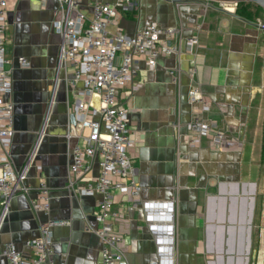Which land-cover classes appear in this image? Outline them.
<instances>
[{
	"label": "crops",
	"instance_id": "obj_1",
	"mask_svg": "<svg viewBox=\"0 0 264 264\" xmlns=\"http://www.w3.org/2000/svg\"><path fill=\"white\" fill-rule=\"evenodd\" d=\"M80 1L89 18L94 3L116 0ZM7 4L6 58L11 68L14 128L9 150L16 169L26 165L29 190L10 200L0 243L12 242L26 251L24 242L39 236L41 221L61 220L64 224L53 229L54 261L97 264L101 243L95 233L99 227L96 203L100 196H74L66 190L69 153L76 140L68 143L64 135L69 124L81 118L75 94L82 85L78 82L70 90L64 73L57 70L61 39L52 23L58 3L8 0ZM152 22L181 26L182 33L175 42L178 55L158 57L152 70L137 62L134 80H142V87L127 100L123 91L120 94L135 140L129 154L138 185L137 196L113 191L116 216L112 224L124 262L159 264L142 203L173 200L176 264H242L240 197L243 192L253 195L250 185L255 190L261 177L264 29L214 0H130V5L118 9L109 30L133 35ZM196 25L200 26L198 44L188 53L185 38L196 32ZM18 57H24L29 66L19 67ZM193 66L196 73L190 78ZM171 70L175 71L172 75ZM192 86L209 104L204 116L228 130L240 149L215 150L206 137L199 147L186 144ZM97 173L94 164L91 176ZM41 179L49 187L47 214L31 209ZM0 264L7 261L2 259Z\"/></svg>",
	"mask_w": 264,
	"mask_h": 264
},
{
	"label": "built area",
	"instance_id": "obj_2",
	"mask_svg": "<svg viewBox=\"0 0 264 264\" xmlns=\"http://www.w3.org/2000/svg\"><path fill=\"white\" fill-rule=\"evenodd\" d=\"M45 3L46 0H39ZM57 16L52 23L61 42L57 70L64 73L67 87L76 83L81 89L75 94L77 113L81 117L67 127L64 135L69 143L76 140L69 153L66 190L74 196H95L98 209L95 230L101 247L97 264H125L119 247V237L113 230V191L138 195L134 180V167L129 150L135 145L130 135L128 108L120 101L124 93L127 100L143 85L134 80L135 65L142 61L147 69H154L160 56L178 55L175 42L181 37L182 27H163L155 22L125 35L120 30L111 32L109 27L119 8L130 5V0L113 3H94L88 18L81 9L80 0H56ZM8 0H0V227L9 213L10 200L19 193H27L26 165L16 169L10 157V145L14 134L11 68L6 58V18ZM223 9L237 3L218 1ZM264 29V25L258 22ZM196 25L194 34L185 38V50L192 53L198 44ZM21 68L29 66L24 57H18ZM175 71H169L172 75ZM196 68L188 71L193 78ZM94 99L97 100L95 103ZM191 119L185 125L186 144L196 148L206 137L211 148L218 151L240 149L238 141L214 120L204 116L209 104L204 101L196 86L188 90ZM175 127H178L177 125ZM97 164L98 173L91 176ZM34 212L47 214L50 209L49 187L39 180L37 196L31 201ZM175 203L173 200H147L142 203L144 220L152 236L159 264H176L175 261ZM64 221L46 219L39 223V236L26 240V251L14 243H0V263L7 264H61L53 259V229Z\"/></svg>",
	"mask_w": 264,
	"mask_h": 264
},
{
	"label": "rangeland",
	"instance_id": "obj_3",
	"mask_svg": "<svg viewBox=\"0 0 264 264\" xmlns=\"http://www.w3.org/2000/svg\"><path fill=\"white\" fill-rule=\"evenodd\" d=\"M233 11L244 15L249 13V19L264 25V9L251 2H241L228 6ZM260 19V20H259ZM264 119V118H263ZM264 124V120H263ZM263 129V126H262ZM261 177L253 193V216L251 221L250 248L247 254L248 264H264V156H261Z\"/></svg>",
	"mask_w": 264,
	"mask_h": 264
},
{
	"label": "water",
	"instance_id": "obj_4",
	"mask_svg": "<svg viewBox=\"0 0 264 264\" xmlns=\"http://www.w3.org/2000/svg\"><path fill=\"white\" fill-rule=\"evenodd\" d=\"M172 2H178L180 0H171ZM214 1H223L228 3H240V2H251L255 3L262 9H264V0H214ZM71 122H74V117L71 118ZM252 188V192H254V184L250 185ZM237 198H234L236 201ZM253 204L254 198L252 195H247L246 192H243V195L240 197V206L242 205V209H240L238 223H239V233L241 235V245H240V262L242 264H248L247 254L250 248V234H251V221L253 216ZM225 205V204H224ZM234 220L235 217H234Z\"/></svg>",
	"mask_w": 264,
	"mask_h": 264
},
{
	"label": "trees",
	"instance_id": "obj_5",
	"mask_svg": "<svg viewBox=\"0 0 264 264\" xmlns=\"http://www.w3.org/2000/svg\"><path fill=\"white\" fill-rule=\"evenodd\" d=\"M240 3H241V2H240ZM237 4H239V3H237ZM238 11H239V10H238ZM238 11H236V14H237V15H239V16H241V17H244V18H246V19H249L250 16H247L249 13H246V15H244V14L238 12ZM263 156H264V124H263V138H262V158H263Z\"/></svg>",
	"mask_w": 264,
	"mask_h": 264
}]
</instances>
